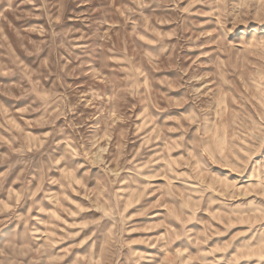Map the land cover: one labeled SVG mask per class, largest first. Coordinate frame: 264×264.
<instances>
[{"label":"rangeland","instance_id":"374dc122","mask_svg":"<svg viewBox=\"0 0 264 264\" xmlns=\"http://www.w3.org/2000/svg\"><path fill=\"white\" fill-rule=\"evenodd\" d=\"M0 264H264V0H0Z\"/></svg>","mask_w":264,"mask_h":264},{"label":"bare ground","instance_id":"6f19581e","mask_svg":"<svg viewBox=\"0 0 264 264\" xmlns=\"http://www.w3.org/2000/svg\"><path fill=\"white\" fill-rule=\"evenodd\" d=\"M239 184V183H238Z\"/></svg>","mask_w":264,"mask_h":264}]
</instances>
